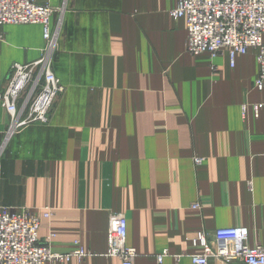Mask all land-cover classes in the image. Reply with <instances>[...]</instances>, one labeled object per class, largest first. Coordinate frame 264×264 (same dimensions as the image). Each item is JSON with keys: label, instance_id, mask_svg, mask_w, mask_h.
I'll return each instance as SVG.
<instances>
[{"label": "crops", "instance_id": "obj_1", "mask_svg": "<svg viewBox=\"0 0 264 264\" xmlns=\"http://www.w3.org/2000/svg\"><path fill=\"white\" fill-rule=\"evenodd\" d=\"M39 1L60 10L52 71L64 92L46 125L11 137L0 104V203L40 216L39 240L55 252L78 241L92 254L50 264H120L105 256L110 213L126 218L134 264H158L164 250L161 264H192L220 228H244L247 244L264 248L254 56L230 67L226 54L187 53L185 22L169 15L177 0ZM43 46L39 25L0 27V93L11 66L36 61Z\"/></svg>", "mask_w": 264, "mask_h": 264}, {"label": "built area", "instance_id": "obj_2", "mask_svg": "<svg viewBox=\"0 0 264 264\" xmlns=\"http://www.w3.org/2000/svg\"><path fill=\"white\" fill-rule=\"evenodd\" d=\"M59 11L39 0H0V27L39 25L44 41L36 61L11 66L8 85L0 93V104L10 118L6 137L49 119L53 100L61 90L51 70L61 25L59 20L52 30L51 19ZM169 15L173 20H184L185 49L189 54H207L211 60L226 54L230 67L237 56L252 54L258 67L252 87L264 92V0H177ZM241 108L244 115L248 106ZM250 108L257 116L264 102ZM194 162L200 165L203 160ZM191 208L200 210L201 206L195 203ZM51 215V210L46 209L41 217L47 219ZM39 226L40 216L30 209H14L0 203V264L63 263L92 255L78 241L72 242L67 253L55 252L47 242L39 240ZM126 237V218L110 213L105 256L117 258L120 264H134L138 255L126 245ZM202 244L201 253L188 256L192 264H264V248L250 247L244 228H220L206 233ZM167 256L164 250L157 256V263L161 264Z\"/></svg>", "mask_w": 264, "mask_h": 264}, {"label": "rangeland", "instance_id": "obj_3", "mask_svg": "<svg viewBox=\"0 0 264 264\" xmlns=\"http://www.w3.org/2000/svg\"><path fill=\"white\" fill-rule=\"evenodd\" d=\"M175 7H176V6H175ZM172 10H173V9H172ZM172 10H171V11H172ZM169 14H170V12H169ZM56 45H57V44H56ZM56 49H57V47H55V50H56ZM54 52H56V51H54ZM54 54H55V53H54ZM52 62H53V58H52ZM51 70H52V64H51ZM52 73H53V71H52ZM53 74H54V73H53ZM54 76H55V75H54ZM55 78L57 79V81H58V83H59V87H60L61 90H60V92H58V94L55 96V99L53 100V103H54L55 100H56V99H57V98H58V97L64 92V87H63V85L60 84V81H59V79H58L56 76H55ZM53 103H52V105H53ZM52 105H51V106H52ZM49 113H50V111H49ZM49 113H48V114H49ZM47 122H48V121H47ZM47 122H46V123H40V124H38V125H46ZM7 130H8V129H7ZM20 131H21V130H20ZM20 131H19V132H20ZM19 132H18V133H19ZM6 133H7V131H6ZM18 133H16V134H18ZM13 135H15V134L13 133ZM13 135H11V136H13ZM11 136H10V137H11ZM7 137H8V136H7ZM2 148H3V145L0 146V152H1ZM106 252H107V251H106ZM156 258H157V257H156ZM156 261H157V259H156Z\"/></svg>", "mask_w": 264, "mask_h": 264}]
</instances>
